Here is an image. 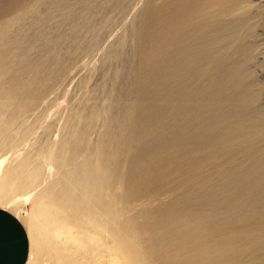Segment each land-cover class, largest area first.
Here are the masks:
<instances>
[{
    "label": "bare ground",
    "instance_id": "bare-ground-1",
    "mask_svg": "<svg viewBox=\"0 0 264 264\" xmlns=\"http://www.w3.org/2000/svg\"><path fill=\"white\" fill-rule=\"evenodd\" d=\"M239 1L147 6L136 34L141 61L132 99L92 148L83 140L98 112L75 114L73 132L46 156H24L22 137L4 148L10 137L0 119L5 176L31 192L45 226L68 215L100 230L98 216L116 221L124 213L119 243L149 250L155 261L264 264V147L252 142L264 127L249 115L255 93L239 88L238 64L223 51L227 44L243 49L234 39L244 14L227 19ZM8 53L0 47V110L29 92L20 73L31 65L21 54L13 71ZM45 164L52 170L43 176ZM57 227L58 236L72 234L70 226Z\"/></svg>",
    "mask_w": 264,
    "mask_h": 264
},
{
    "label": "rangeland",
    "instance_id": "rangeland-1",
    "mask_svg": "<svg viewBox=\"0 0 264 264\" xmlns=\"http://www.w3.org/2000/svg\"><path fill=\"white\" fill-rule=\"evenodd\" d=\"M160 2L0 0V28L6 21L12 23L0 34V47L9 52L13 71L20 70L16 58L21 54L31 65L20 73L29 87L27 95L19 94L18 99L3 103L0 110L3 129L10 137L4 148L22 137L24 156H46L52 143L73 132L78 124L75 114L98 112L97 121L89 126L83 140L92 148L103 136L109 118L117 117L132 99L141 61L136 34L146 7ZM8 4H12L10 8ZM234 7L227 19L244 14L237 29L239 36L234 39L243 49L227 44L223 51L238 64L239 88L249 87L255 93L249 115L264 127V0H240ZM65 117L69 126H63ZM252 142L264 147V137ZM4 154L0 152V206L19 217L27 229V264H138L137 258L139 264L165 263L148 258L149 250H133V246L119 243L124 213L116 221L109 215L98 216L103 225L100 230L79 227L68 215L55 217L45 226L37 216L31 192L10 185L5 176L8 156ZM51 170L45 164L41 174L49 175ZM51 208L60 215L59 209ZM57 226L63 230L72 227V234L63 231L56 235Z\"/></svg>",
    "mask_w": 264,
    "mask_h": 264
},
{
    "label": "crops",
    "instance_id": "crops-1",
    "mask_svg": "<svg viewBox=\"0 0 264 264\" xmlns=\"http://www.w3.org/2000/svg\"><path fill=\"white\" fill-rule=\"evenodd\" d=\"M30 240L24 223L0 206V264H27Z\"/></svg>",
    "mask_w": 264,
    "mask_h": 264
}]
</instances>
